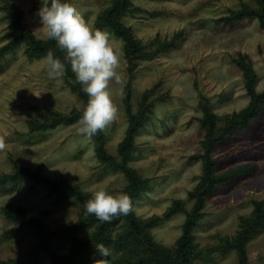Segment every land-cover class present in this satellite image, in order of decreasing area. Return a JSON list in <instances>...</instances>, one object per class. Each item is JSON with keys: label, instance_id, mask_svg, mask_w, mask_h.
Wrapping results in <instances>:
<instances>
[{"label": "rangeland", "instance_id": "obj_1", "mask_svg": "<svg viewBox=\"0 0 264 264\" xmlns=\"http://www.w3.org/2000/svg\"><path fill=\"white\" fill-rule=\"evenodd\" d=\"M112 0H71L85 22L96 29L98 16ZM133 10L123 18L137 39L154 51V57L141 60L135 68L132 103L139 108L143 95L153 100L151 120L135 141L130 165L145 178L149 188L134 206L141 219L164 217L175 200L191 210L190 192L203 174L200 159L205 130L201 119V96L207 97L218 114L240 111L250 101L243 69L237 60L246 56L257 75L256 89L264 91V29L257 18L229 24L221 20L230 9L253 0H132ZM23 11V24L38 38L46 39L39 17L37 0H12ZM2 2L0 1V5ZM10 20L0 6V47L10 38ZM106 31L120 50L117 72L121 83L110 81L109 91L116 108L113 121L103 132L106 147L118 156L119 144L126 136L129 117L125 105V85L129 62L123 41ZM176 36H178L176 38ZM158 42L153 43L154 40ZM167 50L158 51L163 42ZM66 74L54 81L48 77L45 58L30 59L25 45L0 63V173L15 166L41 168L52 179L78 184L88 193L103 188L109 193H125L127 179L96 157L92 138L79 132L80 125L62 124L46 131H32L30 123L41 113L82 110L84 102L68 83ZM216 173L246 167L241 175L222 184L208 197L205 216L195 226L198 257L192 264H240L235 250L224 251L222 239L233 237L242 218L264 201V112L245 128L218 143L213 151ZM22 206L28 217H38L51 229L79 222L82 207L72 200H59L44 186L35 187L29 179L0 186V259L25 256L38 243L34 230L14 231L18 223L5 216L3 208ZM186 211L180 210L152 228L155 240L166 246L176 243L183 232ZM79 236L90 238V230ZM68 246L61 253H67ZM251 264H264V232L247 245ZM91 264L98 263L92 253ZM42 264H52L46 255Z\"/></svg>", "mask_w": 264, "mask_h": 264}, {"label": "trees", "instance_id": "obj_2", "mask_svg": "<svg viewBox=\"0 0 264 264\" xmlns=\"http://www.w3.org/2000/svg\"><path fill=\"white\" fill-rule=\"evenodd\" d=\"M1 8L7 12L10 20V40L0 47V63L7 55L15 52L19 46L25 45V53L30 59H40L47 56L48 51L64 59V53L57 47L54 40L38 38L32 30L23 24V11L12 0H0ZM254 3H242L237 9H230V13L223 17L226 23L233 24L246 18H257L264 29V0H253ZM43 6V0H37ZM132 0H112L110 5L103 10L96 21V29L108 30L123 41L124 54L129 62V76L125 85V105L129 117V127L125 138L119 144L118 156L109 153L106 147V137L103 130L92 137L95 153L98 160L115 171H121L127 185L124 192L129 196L131 208L127 215L113 216L110 221L98 220L94 214H87L85 203L91 197V193L85 192L80 185L71 184L65 179H52L43 173L39 167L36 169L23 166H15L10 173H0V186L8 183H17L29 179L35 187L44 186L49 193L59 200H72L82 207L83 213L76 224H71L59 229H51L41 218L28 217L26 208L18 206H5L3 212L7 219L18 223L14 231L21 232L24 229L34 230L39 237L31 250L23 257L0 259V264H42L43 258L48 255L52 264H91L96 254V261L103 263L112 260L114 264H192L199 256L195 243L194 230L198 222L205 216L207 199L219 186L235 178L247 170L240 167L216 173L217 161L213 158V151L219 142L226 140L235 134L238 129L245 128L249 123L258 118L264 112V91L256 89L257 75L252 64L242 56L237 64L243 69L245 86L250 96L246 107L240 111L227 114H218L207 97L201 96L200 106L203 111L201 119L202 128L205 130L203 140V152L196 154L193 159H200L203 164V174L199 183L190 192L189 196L194 200L191 210L184 209L181 200H175L173 205L165 213L164 217L151 216L147 219L139 218L134 206L139 197L149 188V179L143 177L137 169L130 165L134 158L135 141L137 135L151 120L153 100H149V94L143 95L139 102V108L134 110L133 79L135 68L141 60L154 57V51H146L143 42L134 35L130 26L123 18L133 9ZM178 36H176L177 38ZM154 40L153 43L158 42ZM170 43L160 44L158 51L167 50ZM65 74L73 91L84 102H88V96L82 91V86L77 82L71 65L65 62ZM73 109L69 113L60 111L43 112L40 118L30 123L32 131H46L62 124L78 123L83 110ZM180 210H185L186 218L183 224V232L176 243L166 246L155 240L151 230L164 219L169 218ZM83 229L90 230V238L79 236ZM264 232V201L255 202L253 213L244 217L240 223V229L233 237L222 239V249L226 252L235 250L240 264H251L247 245L251 238ZM98 245H104L109 249L111 256L104 257L97 250ZM68 246L69 251L61 253L62 248Z\"/></svg>", "mask_w": 264, "mask_h": 264}, {"label": "clouds", "instance_id": "obj_3", "mask_svg": "<svg viewBox=\"0 0 264 264\" xmlns=\"http://www.w3.org/2000/svg\"><path fill=\"white\" fill-rule=\"evenodd\" d=\"M36 15L48 40H54L64 53L63 61L50 50L45 57L48 77L58 81L66 71L65 62L71 65L75 78L87 94L79 132L91 139L109 125L116 113L109 91L110 81L121 83L117 72L120 50L115 48L106 31L92 29L71 0H43V6ZM131 201L126 193H109L96 189L85 203L87 214H94L98 220L108 222L113 216L127 215ZM97 250L104 257L111 253L104 245Z\"/></svg>", "mask_w": 264, "mask_h": 264}]
</instances>
